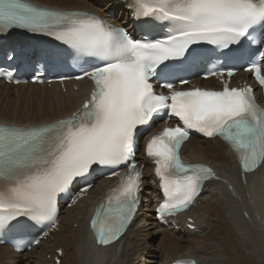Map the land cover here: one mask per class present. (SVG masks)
<instances>
[{
    "label": "snow or ice",
    "instance_id": "6c2138e0",
    "mask_svg": "<svg viewBox=\"0 0 264 264\" xmlns=\"http://www.w3.org/2000/svg\"><path fill=\"white\" fill-rule=\"evenodd\" d=\"M129 8L144 27L139 38L95 13L0 0V33L18 28L53 38L89 64L75 78L93 82L90 96L67 117L0 125V233L11 234L17 250L40 243L31 230L47 236L44 229L56 227L58 197L79 180L85 183L77 199L92 188L87 178L94 168L109 169L118 182L98 203L90 226L100 245L118 239L141 203L138 134L156 118L178 121L154 131L143 149L163 195L156 208L161 220L187 210L204 182L218 179L210 167L182 160L191 132L227 142L244 173L264 164V107L251 85L230 84L240 64L264 88V0H130ZM215 55L232 66L217 67ZM201 62L211 64L205 78L219 77V89L186 87L182 73ZM14 71L0 67V76L12 80ZM32 79L43 82L39 72Z\"/></svg>",
    "mask_w": 264,
    "mask_h": 264
},
{
    "label": "bare ground",
    "instance_id": "6f19581e",
    "mask_svg": "<svg viewBox=\"0 0 264 264\" xmlns=\"http://www.w3.org/2000/svg\"><path fill=\"white\" fill-rule=\"evenodd\" d=\"M37 1L62 8L91 10L103 16H108L109 10L114 9L119 17L113 21L118 23H121V16L127 19L130 16L133 19L129 8L130 0ZM208 81L212 82V80ZM17 86L19 87L18 93L15 85L0 81L2 97L7 99L13 97V101L9 103H3L1 100L5 108L0 109V121L8 124L26 125L50 122L68 116L80 108L83 101L90 96L93 87L86 79L67 81L64 86L56 84H18ZM14 91L18 97L13 93ZM259 94L258 89L256 95L258 101H261ZM193 142L185 154L190 158L208 162L215 169V177L220 178V181L210 180L207 184V192L202 196L194 212L195 216L203 218L202 224L207 226L205 232L187 240L178 253H172L167 249V234L161 237V242L156 245L162 250L161 264H165L169 259L173 260L183 256H194L202 264H235L237 261L233 245L236 244L235 247L240 255L242 249L240 246L244 245L241 242L242 239L247 243L245 247L248 249L249 256L254 259L257 256L260 258L259 254L257 255L258 248L252 235L259 234L258 231H264V164L251 172L244 173L236 154L229 149L227 142L218 138L215 140L193 138ZM147 167L151 169L152 166L147 163ZM98 186L99 184L94 186L86 194V198L76 206L75 201L65 205L64 213L60 215L56 227L51 229L47 236H43L39 244V246L43 244L38 252L43 263L55 264L57 259L60 264L92 263L88 261L91 249L88 240L93 238L89 234L92 218L90 208L100 192ZM149 188L154 190L156 186L150 183ZM155 217V204H151L149 209L140 211L130 224L136 234V238H130L135 246L134 250L127 239L122 238L120 242L124 244L123 250L120 252L121 245L118 251L116 247H110L100 264H137L141 262L140 260L144 262L145 250L138 239L144 237L143 232L146 226ZM252 228L255 230L254 233ZM91 241L96 243L94 240ZM4 252L5 249L0 248V253ZM36 252L37 246L34 245L27 254ZM48 255H50L49 258H47ZM113 257L119 258L114 261ZM99 261L98 257L95 264Z\"/></svg>",
    "mask_w": 264,
    "mask_h": 264
},
{
    "label": "rangeland",
    "instance_id": "374dc122",
    "mask_svg": "<svg viewBox=\"0 0 264 264\" xmlns=\"http://www.w3.org/2000/svg\"><path fill=\"white\" fill-rule=\"evenodd\" d=\"M1 100H3V103H5V102H8L9 103V102H12L13 101V97H9V99H7V98H3L2 97V94H0V109H4L5 107H4V104L1 102ZM217 181H220V178H218ZM252 231L254 233L255 230L252 228ZM258 232H259V234H255V235L253 234L252 237H253V240H254L255 245L258 248L257 255L259 254L260 258H258V256L255 259L254 258H251V256H249L248 249L245 247V245H241L240 246V248H242L240 250V255H241L240 256L239 253H238V250L235 247L236 244H234L233 247H234L236 261H237V262H235V264H239V261L238 260L241 261V264H244V263L245 264H248V263L249 264H264V231L263 232L262 231H258ZM244 241H245L244 239L241 240V242L245 243L246 241L245 242ZM120 245H121V248H119V249H120V252H121L123 250L122 248L124 247V244L121 243ZM105 255H106V253L104 251H99L98 252V257H99L100 261L97 264H100V262L104 260L103 258H105ZM49 257H50V255L47 256V258H49ZM98 257L97 256L96 257L95 256H91L90 257V260H88V261L92 262L90 264H95L96 263V260H98ZM118 258L115 259V257H113L112 260L115 261V260H118ZM145 259H146V257H145ZM119 261H120V259H119ZM161 261H162V258H161ZM144 262H146V260H144ZM144 262H143V264H144ZM134 264H136V263H134ZM137 264H140V263H137ZM157 264H159V262H157Z\"/></svg>",
    "mask_w": 264,
    "mask_h": 264
}]
</instances>
